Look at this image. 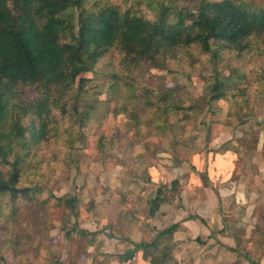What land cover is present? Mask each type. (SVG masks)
Segmentation results:
<instances>
[{
    "label": "rangeland",
    "instance_id": "obj_1",
    "mask_svg": "<svg viewBox=\"0 0 264 264\" xmlns=\"http://www.w3.org/2000/svg\"><path fill=\"white\" fill-rule=\"evenodd\" d=\"M200 1L84 0L83 4L96 9L114 3L155 19L162 3L193 11ZM237 1L264 7V0ZM252 47L242 54L229 51L223 58H213L212 51L194 44L186 50L179 47L158 65L136 67H126L119 52L110 50L63 95L54 88L49 133L22 154L18 186L32 189L16 198L0 192V264H83L90 243L87 228L94 227L89 220L95 217L97 203L105 197L118 200L115 192L121 184H140L152 165L167 166L168 160L170 166L171 161L173 166L187 164V153L180 150L195 145L206 152L209 185L230 183L216 179L230 163L231 179L251 197L247 216L246 205L228 207L240 220L228 231L237 235H232V243L244 252L254 239L257 253L264 252V36L255 38ZM216 74L229 79L225 87L219 82L218 87L225 89L222 98L215 97L222 92L213 89ZM81 79L86 82L79 91ZM35 97V88L24 89V98ZM137 111L143 119L140 125ZM185 113L189 117L184 118ZM31 118L27 112L23 121L29 124ZM226 149L233 150L226 153ZM123 174L133 178L120 182ZM70 196L78 198L75 211L65 203ZM243 255L246 258L237 255L235 262H245L247 251Z\"/></svg>",
    "mask_w": 264,
    "mask_h": 264
},
{
    "label": "trees",
    "instance_id": "obj_2",
    "mask_svg": "<svg viewBox=\"0 0 264 264\" xmlns=\"http://www.w3.org/2000/svg\"><path fill=\"white\" fill-rule=\"evenodd\" d=\"M83 2L0 0L1 193L16 198L30 192L31 187L18 186L22 154L30 143H39L49 133L52 91L56 88L63 95L108 51L117 50L126 67L158 65L161 58L170 57L179 47L186 50L196 44L204 52L212 51L213 58H223L229 51L242 54L251 50L254 39L264 36V7L252 8L237 0H201L193 11L162 3L155 19L114 3L89 9ZM113 76L120 77L117 73ZM215 78L214 90L222 89L219 82L225 87L229 81L218 74ZM80 82L79 91L85 88L86 80ZM31 87L38 92L32 101L24 98V89ZM224 95L222 89L215 97ZM27 112L34 116L29 124L23 121ZM130 114L134 116L135 112ZM136 117V124H142L138 111ZM148 149L151 151L150 146ZM175 184L177 180L172 182ZM77 201L76 196H70L65 203L75 211ZM162 201L160 194L152 200V213ZM178 227L179 223H174L158 231L156 238L172 236ZM162 242L157 240L150 246L141 242L136 248H144L152 264H163L171 261V256L167 244L161 248Z\"/></svg>",
    "mask_w": 264,
    "mask_h": 264
},
{
    "label": "crops",
    "instance_id": "obj_3",
    "mask_svg": "<svg viewBox=\"0 0 264 264\" xmlns=\"http://www.w3.org/2000/svg\"><path fill=\"white\" fill-rule=\"evenodd\" d=\"M230 150L233 149H226V153ZM180 151L187 153L188 162L184 161L187 164L173 166L171 161L170 166L168 160L167 166L152 165L146 177L139 179L140 184L131 183L129 180L133 177L123 174L125 179L121 178L120 182L125 180L129 184H121L115 192L118 200L105 197L97 203L95 217L89 220L94 227L87 228L90 243L83 255V264H152L145 257V249H137L136 245L148 242L150 246L157 240L163 241L161 248L167 244L171 256V261L163 264H238L235 262L237 255L246 258L243 255L245 251L248 255L243 264H264V256H261L264 252L257 253L259 248L254 239L242 252L239 246L232 243L231 237H236V233L228 232L240 221L232 216L235 214L233 210L246 205L245 215L250 213L248 206L251 200L249 193H243L246 199L242 202L244 187L231 179L232 165L228 163L216 178L230 179V183L212 187L207 180L211 178V167L206 164L207 156L203 148L198 145L190 148L182 146ZM221 156H226L225 152H221ZM174 180L178 182L176 189L172 185ZM158 194L163 201L152 213V200ZM245 200L247 204H244ZM229 206L236 207L229 210ZM174 223H179V227L172 236L156 238L158 231ZM246 234L248 231L245 230ZM250 254L258 258L254 259Z\"/></svg>",
    "mask_w": 264,
    "mask_h": 264
}]
</instances>
